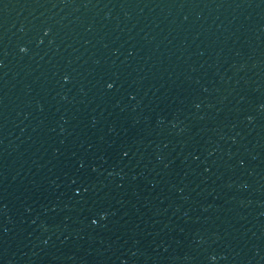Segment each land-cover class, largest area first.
<instances>
[{"label": "water", "instance_id": "obj_1", "mask_svg": "<svg viewBox=\"0 0 264 264\" xmlns=\"http://www.w3.org/2000/svg\"><path fill=\"white\" fill-rule=\"evenodd\" d=\"M0 264H264V0H0Z\"/></svg>", "mask_w": 264, "mask_h": 264}]
</instances>
